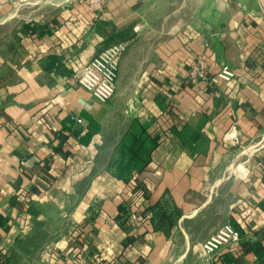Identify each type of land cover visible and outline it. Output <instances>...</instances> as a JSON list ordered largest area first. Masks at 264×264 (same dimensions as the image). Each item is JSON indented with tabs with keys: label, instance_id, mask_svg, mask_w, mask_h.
I'll use <instances>...</instances> for the list:
<instances>
[{
	"label": "crops",
	"instance_id": "0c3cea01",
	"mask_svg": "<svg viewBox=\"0 0 264 264\" xmlns=\"http://www.w3.org/2000/svg\"><path fill=\"white\" fill-rule=\"evenodd\" d=\"M53 11L0 34L6 264H200V243L226 220L248 249L214 263L264 264V0ZM134 27L113 95L101 101L78 86L81 66ZM198 53L209 73L224 63L232 78L187 79ZM135 203L150 218L123 210Z\"/></svg>",
	"mask_w": 264,
	"mask_h": 264
},
{
	"label": "built area",
	"instance_id": "2783aa9c",
	"mask_svg": "<svg viewBox=\"0 0 264 264\" xmlns=\"http://www.w3.org/2000/svg\"><path fill=\"white\" fill-rule=\"evenodd\" d=\"M95 1L97 2L98 0H90L89 3ZM93 5L99 4L97 2ZM133 30L134 34L107 45L81 66L80 70L75 75V81L78 86L87 90L93 97L101 101H106L113 95L119 59L134 40L137 27H134ZM186 76L189 80L206 81L212 85H220L232 78L233 71L228 65L223 63L220 64L216 72L209 73L205 55L198 53L189 64ZM76 121H80V119L76 118ZM137 191H139L138 197L140 199H144L147 195V190H145V188H140V190L137 188L134 192L136 193ZM19 196L20 200L27 202V194ZM141 204L135 203L133 206L129 208L125 207L123 210L129 212L131 211V207H133L135 211L133 213L131 212L129 216L139 220V217H141L139 206H141ZM241 241H243V234L241 231L233 226L230 221L226 220L200 243L201 253L203 255L200 264H215V256L223 250L236 249ZM81 242L83 245L81 248H76V256L78 255L83 261L84 255L88 250V242L85 237H81ZM94 258L96 260L98 256H94Z\"/></svg>",
	"mask_w": 264,
	"mask_h": 264
},
{
	"label": "rangeland",
	"instance_id": "374dc122",
	"mask_svg": "<svg viewBox=\"0 0 264 264\" xmlns=\"http://www.w3.org/2000/svg\"><path fill=\"white\" fill-rule=\"evenodd\" d=\"M70 2L97 3L103 7L105 0L89 3L90 0H0V34L6 37L8 33L13 34L18 29V21L40 18L49 12H56ZM98 7V5H96ZM166 15V12H165ZM10 24H15L9 26ZM218 228V227H217Z\"/></svg>",
	"mask_w": 264,
	"mask_h": 264
},
{
	"label": "trees",
	"instance_id": "16d2710c",
	"mask_svg": "<svg viewBox=\"0 0 264 264\" xmlns=\"http://www.w3.org/2000/svg\"><path fill=\"white\" fill-rule=\"evenodd\" d=\"M41 169L46 170V168L42 165L40 166ZM178 216V213L176 214ZM1 217V216H0ZM146 217H149L147 214H144L143 217L140 219V221H142L143 219H145ZM133 236H130L129 239H132ZM240 246H241V251H244V250H247L248 249V246L246 245V242L245 241H241L240 243ZM0 264H6V257L4 256V253L2 252V247L0 245Z\"/></svg>",
	"mask_w": 264,
	"mask_h": 264
}]
</instances>
